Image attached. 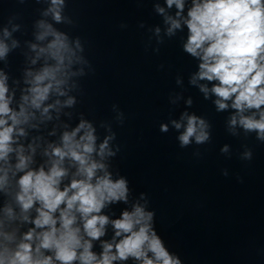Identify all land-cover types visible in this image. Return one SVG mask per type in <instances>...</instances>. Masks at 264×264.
Segmentation results:
<instances>
[{
    "label": "water",
    "instance_id": "obj_1",
    "mask_svg": "<svg viewBox=\"0 0 264 264\" xmlns=\"http://www.w3.org/2000/svg\"><path fill=\"white\" fill-rule=\"evenodd\" d=\"M191 3L185 0L178 17L175 4L168 7L166 0H63L57 22L51 0H0V42L8 48L0 57V75L7 76L14 110L30 87L28 73L54 63L46 54L38 56L53 39H37L44 31L41 23L67 36L76 53L69 69L73 74L63 86L66 94L52 93L45 102L60 101L49 110L51 119L33 110L36 118L21 126L26 135L18 137V144L26 155L29 145L35 147L30 167L47 170L44 150L60 145L63 132L82 120L95 129L97 152L108 140L113 155L94 153L93 158L106 165L113 180L127 181L128 198L102 209L110 222L105 235L92 241L97 255L104 242H114L111 221L139 204L153 213V229L181 264H264V140L239 123L231 125L237 115L231 100L227 109H217L211 92L216 81L193 83L201 61L184 51L189 32L183 20ZM168 17L179 19L181 27L169 33ZM70 97L75 103L65 104ZM193 115L204 120L208 139L197 143L192 137L182 145L179 137ZM10 163H16L14 154ZM65 167L61 188L76 171L70 161ZM19 175L11 180V195L0 191V219L11 204L17 219L6 230L18 229V238L34 227L19 219L14 201ZM28 215L34 219L35 209ZM114 264L140 261L129 257Z\"/></svg>",
    "mask_w": 264,
    "mask_h": 264
},
{
    "label": "clouds",
    "instance_id": "obj_2",
    "mask_svg": "<svg viewBox=\"0 0 264 264\" xmlns=\"http://www.w3.org/2000/svg\"><path fill=\"white\" fill-rule=\"evenodd\" d=\"M51 3L50 11L59 22L63 0H51ZM166 3L168 7L175 4L177 16H181L185 0H166ZM159 11L163 13L164 9ZM167 19L171 23L169 33L181 27L179 19ZM183 22L189 32L184 51L201 61L193 83L197 79L216 81L211 92L218 98L217 109H227V101L231 100V107L237 113L232 116L231 125L239 123L264 140V0H192ZM40 26L44 31L37 39L46 36L53 39L46 48L39 49L38 56L46 54L54 63L46 64L38 73H28L32 77L27 81L30 87L22 95L18 110L10 106L7 76L0 75V191L11 195V180L19 173L18 191L14 194L20 209L19 219L34 225L19 238L18 229L7 231L8 222L17 216L11 204L5 205L0 219V264H114L129 257L140 264H181L153 229L150 223L153 213L145 212L139 204L111 221L114 242H104L99 255L92 251V241L105 235V226L110 222L106 215L100 214L102 209L106 204L127 201L128 186L123 178L113 180L106 165L93 158L94 153L101 158L113 153L107 151V139L97 152L95 129L90 123L82 120L71 131L63 132L60 145H48L44 150L48 157L47 170L43 165L30 167L36 149L29 145L30 154L26 155L23 145L18 144V137L26 135L21 126L36 118L33 110L51 119L47 114L60 101L45 102L52 93L66 94L63 86L73 74L69 69L76 56L67 36L51 25ZM32 48L35 50L37 46ZM7 51V46L0 42V57ZM201 91L207 94L209 89L202 85ZM74 103L71 97L65 101L67 105ZM248 110L254 111L245 115ZM175 127L179 129L181 125L175 123ZM205 128L204 120L188 116L186 129L179 137L181 144L188 145L192 137L203 143L208 139ZM161 130L167 131V126L162 125ZM12 154L16 158L14 166L10 163ZM66 160L76 171L71 182L61 188L68 175ZM99 172L103 174L98 175ZM32 209L36 215L30 220L28 214Z\"/></svg>",
    "mask_w": 264,
    "mask_h": 264
}]
</instances>
